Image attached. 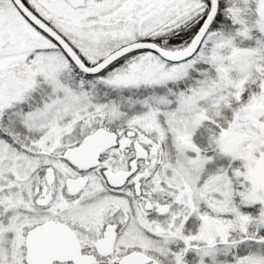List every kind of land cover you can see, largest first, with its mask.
Listing matches in <instances>:
<instances>
[{
    "label": "snow or ice",
    "instance_id": "6c2138e0",
    "mask_svg": "<svg viewBox=\"0 0 264 264\" xmlns=\"http://www.w3.org/2000/svg\"><path fill=\"white\" fill-rule=\"evenodd\" d=\"M0 264H264V0H0Z\"/></svg>",
    "mask_w": 264,
    "mask_h": 264
}]
</instances>
